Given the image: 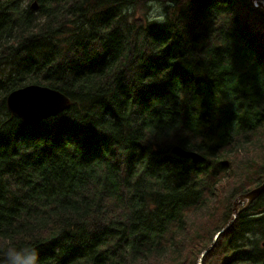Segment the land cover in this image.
I'll return each instance as SVG.
<instances>
[{
  "label": "trees",
  "instance_id": "trees-1",
  "mask_svg": "<svg viewBox=\"0 0 264 264\" xmlns=\"http://www.w3.org/2000/svg\"><path fill=\"white\" fill-rule=\"evenodd\" d=\"M27 85L69 108L11 116L6 97ZM227 180L245 183L224 203ZM262 182L264 7L0 0V264H197ZM263 243L264 192L203 264H264Z\"/></svg>",
  "mask_w": 264,
  "mask_h": 264
},
{
  "label": "water",
  "instance_id": "water-1",
  "mask_svg": "<svg viewBox=\"0 0 264 264\" xmlns=\"http://www.w3.org/2000/svg\"><path fill=\"white\" fill-rule=\"evenodd\" d=\"M31 8L34 11L37 9L35 2L31 5ZM5 103L11 116L30 124L39 123L48 118L57 116L67 110L70 106V100L64 94L56 89L39 85H27L12 91L6 97ZM172 152L183 159H189L193 164H197L204 160V157L199 153L183 150L178 146L173 147ZM263 192L264 182L235 198L231 219L226 226L215 234L211 245L199 255L197 264H203L204 257L214 248L215 241L219 236L230 228L236 220L237 215L245 210ZM244 201L245 205L239 207V204Z\"/></svg>",
  "mask_w": 264,
  "mask_h": 264
},
{
  "label": "rangeland",
  "instance_id": "rangeland-1",
  "mask_svg": "<svg viewBox=\"0 0 264 264\" xmlns=\"http://www.w3.org/2000/svg\"><path fill=\"white\" fill-rule=\"evenodd\" d=\"M252 2H253V4H254V6L255 7H264V0H252ZM156 8H158L157 6H156ZM160 16V13L157 11V10H152L151 11V14H150V17H152V18H154V19H156V18H158ZM252 151H254V148L252 149ZM252 158H254V155H249L247 158H246V161L248 160V161H252ZM235 172H236V170H235ZM227 182V184H226V190H225V193H224V195L222 196V199H224L225 200V202L224 203H227L228 202V197H229V193L232 191V189H234V188H236L237 190V192H239L240 191V189H239V187H240V185L241 184H243V183H245L244 181H242L241 182V184L240 185H235L234 187H232V186H230L229 184H228V182H230V180H227L226 181ZM253 189V188H252ZM252 189H250V190H252ZM249 190V191H250ZM235 199V198H234ZM234 199H233V201H232V203L234 202ZM245 205V201L243 202V203H241V204H239V207H243ZM219 215V214H218ZM218 215L216 216V218L212 221V224H211V226H214V225H217L218 224ZM232 215H233V204H232ZM232 215H231V217H232ZM231 219V218H230ZM229 222V221H228ZM227 225V224H226ZM225 225V226H226ZM217 233V232H216ZM215 233V234H216ZM222 235V234H221ZM220 235V236H221ZM219 236V237H220Z\"/></svg>",
  "mask_w": 264,
  "mask_h": 264
},
{
  "label": "clouds",
  "instance_id": "clouds-1",
  "mask_svg": "<svg viewBox=\"0 0 264 264\" xmlns=\"http://www.w3.org/2000/svg\"><path fill=\"white\" fill-rule=\"evenodd\" d=\"M39 258H38V253L36 252L31 259V264H38Z\"/></svg>",
  "mask_w": 264,
  "mask_h": 264
}]
</instances>
